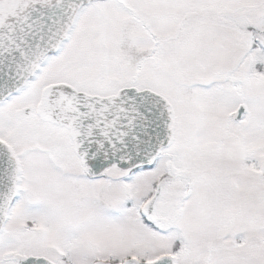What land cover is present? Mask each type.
Masks as SVG:
<instances>
[{"label":"snow or ice","instance_id":"6c2138e0","mask_svg":"<svg viewBox=\"0 0 264 264\" xmlns=\"http://www.w3.org/2000/svg\"><path fill=\"white\" fill-rule=\"evenodd\" d=\"M0 264H264V0H0Z\"/></svg>","mask_w":264,"mask_h":264}]
</instances>
